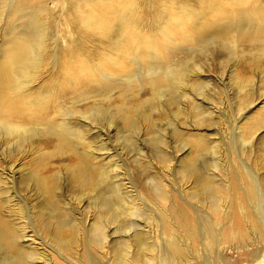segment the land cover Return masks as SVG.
Masks as SVG:
<instances>
[{"label": "rangeland", "instance_id": "374dc122", "mask_svg": "<svg viewBox=\"0 0 264 264\" xmlns=\"http://www.w3.org/2000/svg\"><path fill=\"white\" fill-rule=\"evenodd\" d=\"M128 1L0 0V65L16 55L17 40H29L32 32L37 35L42 28L41 67L37 82L28 90L41 97L57 92L62 100L55 97L50 115L63 120L70 111L68 120L75 121L71 124L81 121L82 125L85 119L91 124L84 130L86 147L79 150L87 148L98 174H104L97 190L84 187L75 175L79 159L71 149L58 150L57 141L45 135L23 143L1 135L2 210L6 216L14 213L12 217L27 227L35 245L42 244L39 252L45 264H86L88 254L97 261L94 264H111L117 249H130L134 255V234L144 232L154 251L141 254L143 264L159 257L160 230L176 238L183 256L204 250L199 241L211 240L204 218L208 209L201 203L199 195H206L195 177L210 174L206 185L218 188L225 201L220 217L213 216L220 239L210 246L209 254L220 251L227 264H255V258L264 253V238L255 235V224L264 216V194L262 209L256 204L245 209V238L239 236V226L231 227L228 214L238 206L229 203L231 195L238 201L250 172L264 177V20L244 21L217 38L204 26L225 14V27H234L257 7L264 18V0H135L140 13H130ZM133 18L140 20L145 36L151 38L146 52L138 50L134 40L140 27L132 24ZM258 28L263 30L261 42L254 36L238 39L240 32ZM102 61L108 62L107 68L97 70ZM150 61L171 68L188 66L187 83L161 96L153 94L147 84L137 87L140 78L147 77ZM68 65L90 77L83 93L72 95L73 89L82 87L74 79L60 84ZM129 80L137 104L124 100ZM108 83L116 85L109 94L105 93ZM172 99L178 104H172ZM123 105L137 106L135 128L124 123L121 113L109 127L107 110L119 112ZM94 109L101 114L92 115ZM257 120L261 127L253 140L249 127ZM38 176L55 181L53 194L61 208V221L51 212ZM160 187L168 195L166 210L154 194ZM99 191L113 200L100 204ZM114 191L123 199L116 198ZM110 214L114 219H109ZM70 226L79 234L73 252L69 241L62 245L52 237L55 229ZM100 237H106L102 251L94 246L102 245Z\"/></svg>", "mask_w": 264, "mask_h": 264}, {"label": "bare ground", "instance_id": "6f19581e", "mask_svg": "<svg viewBox=\"0 0 264 264\" xmlns=\"http://www.w3.org/2000/svg\"><path fill=\"white\" fill-rule=\"evenodd\" d=\"M13 4L16 5L14 1ZM126 6L130 13H140V9L137 8L135 0H129ZM243 10L246 11L247 9ZM262 13L263 12L261 8L257 7L254 10L253 15L250 17L244 16L243 20L240 19V21L234 27H225V14H222L219 21L205 25L204 30L211 29L215 34V38H217L219 34L222 35L228 32L231 28L239 27L244 21L249 24H253L256 19L263 21L264 18ZM179 16L182 17L181 14ZM175 18L176 17H173V19ZM85 21H88V17ZM132 24L138 25V27H140V20L138 18H133ZM41 29L38 31L37 35L32 32L29 40L22 38L17 40L16 44H20V48H15L16 55L8 57L0 65V136H11L22 143L33 139L35 136L41 135L55 139L57 141L58 150L66 151L67 149H71V153L79 159L75 168V175L80 178L82 185L84 187H92L95 188L94 190H97L104 182V174L102 172L101 175L98 174L97 165L91 162L89 155L90 151H88L87 148H85L84 151L79 150L80 146L86 147L87 134H84V130L85 127L90 126L91 124L87 122L86 119L85 123H82V125H79L81 121L75 125L71 124L74 119L72 121L68 120L72 118L71 115L73 112L70 111L64 113V115L68 116L69 118L64 116L66 119L63 120H59L56 116L50 115L52 101H55L56 96L61 98L57 92L50 97H48V95L41 97L40 95L32 93L30 90H28L33 84H35V82H37L41 67L42 49L40 45L41 42H44L45 40L44 35L41 34L43 31ZM262 33L263 30L261 28H258L254 31L246 29L238 34V39L244 41L253 39L252 36H254L257 42H261L262 40L260 36ZM134 40L138 50H141V52H146L151 48V38L145 36L141 27L134 34ZM150 65L151 67L148 70L147 77L145 79L140 78L137 87L147 84L150 86L153 94L156 96H161L166 92H174V90L178 89L177 87L183 88V85H185L188 81V76L191 71L186 65H181L178 68H171L164 67L160 63L157 66L155 62L151 61ZM107 66L108 62L102 61L101 65L96 69L104 70L107 68ZM67 73H69L68 76ZM72 79H74L77 83L79 82L82 84V87L73 89L72 95H78L79 92L83 93L85 89L89 87L87 83L90 82V77L81 75L80 71H76L68 65L65 71H62L60 84H69ZM128 83L129 85L126 86L127 91L125 92L124 100L128 102L134 101L136 103L135 100L137 98V94L133 93L134 85L132 84L131 80H129ZM115 86L116 85L114 83H108L105 88V93H111ZM172 104L177 105L178 102L175 99H172ZM135 106L136 105H123L122 110L115 113H111L107 110L105 122L110 125L109 127H112L114 124V116L121 113V118L124 123L126 125L131 124V126L135 128V122L133 120V116L135 112H137V106ZM60 107H58V109ZM101 110L94 109L91 114L98 116L101 114ZM54 112H57V110ZM74 112L78 115L80 113L86 117H90V115H87V112ZM59 113L63 114V109H60ZM78 120L76 119V121ZM41 126L43 127L41 128ZM260 127L261 120L254 121L250 125L249 131L252 134L251 139L254 140V135L259 131ZM262 144L264 145V140L262 141ZM191 172L196 173L193 168L191 169ZM197 173L199 172L197 171ZM250 173L251 179L248 180V183L243 185V189L239 191L238 201L233 195H231V201H229V203H232L234 206L235 203L238 205L237 207L235 206L237 208L236 210H229L228 215L232 218L233 225H231V227L235 228L239 226L238 234L241 238H245L247 236L246 229L242 227V218H245L246 207L249 204H256L259 208H261L262 194H264V177L260 178L257 173ZM209 177L210 174L209 176L196 175L195 177V182L201 186L202 193L206 195H199L201 203L203 206H205V208L208 209V216L205 215L204 218L205 227L208 229L210 234L209 238H211V240H208V242L203 240L199 241L202 247H204V250L202 252H190L189 255L183 256V248L180 246L176 238H174L172 235L167 236L164 230H160L159 232L162 242L160 255L159 257L154 256L150 258L146 263L143 264H227L225 262V257L220 251H216L215 255L209 254L210 246L214 247V245H216L220 239L219 234H217L218 230L216 229V222L213 216L218 218L220 217V212L223 208L221 207V203L225 201V195L222 196L218 188L215 186L206 185L209 183ZM53 181L54 180H49L38 176V182L41 188L48 194L51 212L55 215V218L57 219L56 221H61V216L63 215L61 214L59 202L56 200L53 194L56 192L55 181ZM200 193L201 192H199V194ZM115 194L117 195L116 198L123 199L120 193L115 192ZM154 194L155 197L158 198L162 203L160 204L163 205L164 209L166 210L167 208L165 205L168 203V195L166 194L165 190L161 187L157 188L154 191ZM102 195L103 194L101 191L97 192L96 198L101 197L100 204L113 200V197H110L111 195ZM2 207L3 204L0 202V259L3 261L1 262L0 260V264H37L40 262L41 264H45V259L42 256L43 254L39 252V250H42V244L39 243L38 245H35L34 240L30 239L31 237L27 233V227L12 217L14 213L9 214L8 218V216H6V214L3 212ZM171 207L172 201H170V207L168 208L171 209ZM181 213L186 214L187 210H181ZM230 214H234V217L230 216ZM109 219H114L113 214L109 215ZM201 219L198 221V223L201 221ZM259 221L260 224H255V235L263 239V215L262 217H259ZM133 225L136 227L135 223H133ZM70 229H73L72 226L66 230L57 228L53 231L52 237L55 241L62 245L69 241V250L71 251L75 247L74 243L76 244L79 234L77 232H73ZM100 230L101 227L99 231ZM125 232L127 234L128 231ZM143 233L134 234V245L137 248V252H135L134 255H130V249L127 251L117 249V253L114 255V260L111 262V264H142L141 254L146 253V251H154L152 246L146 242V237L145 234L143 235ZM27 240H29L30 243H27ZM105 240L106 237H100L102 245L97 243L94 244V246L96 248L99 246L101 248V250L98 249L99 251L104 250ZM59 254L61 255V253ZM88 257L89 261L86 264L97 263V261L94 260L92 254H88ZM254 261L255 264H264V253L257 256Z\"/></svg>", "mask_w": 264, "mask_h": 264}]
</instances>
